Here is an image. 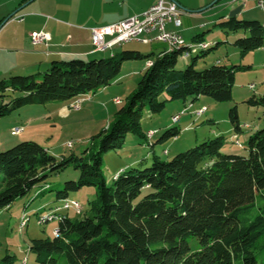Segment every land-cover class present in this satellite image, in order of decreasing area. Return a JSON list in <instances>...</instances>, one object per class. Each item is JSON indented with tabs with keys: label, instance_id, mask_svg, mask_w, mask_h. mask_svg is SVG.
I'll use <instances>...</instances> for the list:
<instances>
[{
	"label": "trees",
	"instance_id": "16d2710c",
	"mask_svg": "<svg viewBox=\"0 0 264 264\" xmlns=\"http://www.w3.org/2000/svg\"><path fill=\"white\" fill-rule=\"evenodd\" d=\"M7 19L0 25L11 18ZM218 26L247 36L234 43L241 57L264 48V24L257 20L228 18ZM207 50L208 44L198 37L173 51L165 47L160 55L123 51L120 57L52 62L44 73L0 79L1 119L25 106L71 103L102 91L119 78L124 61L153 63L147 65L136 91L113 123L95 137L93 148L81 157L57 158L34 141L0 151V210L11 208L37 187L41 190L35 192L32 202L48 197L72 200L70 194L83 187L96 189V198L89 202L90 216L73 220L68 213H58L64 206L49 213L57 215L51 221H59L54 231L58 234L30 241L29 251L37 264H260L259 254L264 252V120L262 128L247 141V156L224 153L225 138L217 136L170 161L153 153L151 165L141 163L118 172L113 186L103 175V156L123 149L128 135L149 141L154 138L156 130L146 135L142 131L145 112L162 113L167 102L177 100H183L186 113L200 97L219 103L233 100L236 74L247 68L217 64L198 71L199 56L192 57ZM186 51L190 54L184 59ZM181 60L188 65L185 69L178 68ZM163 95L167 96L164 101ZM189 98L193 100L187 106ZM249 104L264 109V94ZM174 117V124L180 122H174ZM230 121L238 136L242 126L236 107L230 112ZM179 134L174 128L158 143ZM70 167L79 171L78 181L62 187L47 184L50 176ZM74 211L82 213V209ZM40 213L39 218H45ZM16 261L17 257L9 254L0 258V264Z\"/></svg>",
	"mask_w": 264,
	"mask_h": 264
},
{
	"label": "rangeland",
	"instance_id": "374dc122",
	"mask_svg": "<svg viewBox=\"0 0 264 264\" xmlns=\"http://www.w3.org/2000/svg\"><path fill=\"white\" fill-rule=\"evenodd\" d=\"M38 2L42 1L36 0L30 6L37 7V4H40ZM237 4L240 3L237 2ZM251 7L254 10L245 16L239 15L238 20H257L263 24L264 12L257 8L255 3H250L245 12ZM207 35L216 36L215 43L207 51H198L197 55H193V59L199 56L195 66L196 70H205L217 64L247 68L236 74L233 100L219 103L208 97H200L193 103L189 113H186V105L183 100H177L167 102L162 113L145 112L142 131L145 135L153 130H156L157 133L150 141L147 138H139L130 134L123 149L109 152L103 156V175L109 186L114 185L113 176L118 172L138 167L141 163L143 166L151 165L153 153L164 161H170L178 153L185 152L217 136L225 138L224 153L248 155L247 141L251 135L262 128L264 120V109L249 104L252 98H258L264 94V48L241 57L239 49L234 43L238 39L247 37L242 31L234 33L216 28ZM217 42L218 46L215 48ZM128 48L132 49L130 51H137L142 55L151 53L149 47L132 42L124 49L118 46L102 56L109 58L111 53H115L117 57H120L123 50ZM193 59H190L188 63H192ZM89 61L92 59L85 60V62ZM51 65L52 61H49L39 67H32L29 72L15 71L5 79L15 75L26 76L44 73ZM187 66L181 60L178 68L185 69ZM145 69V60L124 61L119 78L102 91L78 97L71 103H52L45 106L29 105L13 111L10 115L0 119V151L9 150L25 141H34L49 149L57 158L72 154L81 157L86 151L93 148L97 141L95 137L113 123L116 113L136 91ZM166 98L167 96L163 95L161 100L164 101ZM116 100H119V103ZM192 100L189 98L186 101L187 106ZM77 102H79V109L71 108V105ZM235 107L242 126V132L238 136L230 121V112ZM200 111L205 112L201 117L197 115ZM181 113L180 122L174 124L172 118ZM19 127L23 129V132L13 136L11 132ZM174 128L180 130L178 137H171L165 142L158 143L167 131ZM152 145H154V149H152ZM79 177V171L70 167L60 175L50 176L46 182L51 186L62 187L66 182L78 181ZM38 189L41 190V187H37ZM35 191L15 201L11 208L0 210V258L9 254L17 257L16 264H37L36 256L29 251L30 241L54 236L59 221L54 220L41 225L39 224L40 215L37 213L41 211L42 207H45L40 214L46 217L55 209L63 207L64 203L53 197L37 199L32 202L36 197ZM95 198L96 189L94 187H83L80 191L70 194V199L81 204L82 213L77 214L73 209H61L58 213L63 215L68 213L73 220H82L84 217L90 216L89 202ZM28 204L31 206L28 207ZM195 241V239L191 241L193 249L196 247ZM259 262L264 264V252L259 254Z\"/></svg>",
	"mask_w": 264,
	"mask_h": 264
},
{
	"label": "crops",
	"instance_id": "0c3cea01",
	"mask_svg": "<svg viewBox=\"0 0 264 264\" xmlns=\"http://www.w3.org/2000/svg\"><path fill=\"white\" fill-rule=\"evenodd\" d=\"M38 1L42 2H38L40 4H37V7L32 8L29 3L20 10L25 4L24 0H0V22L5 18H11L0 28V79L7 78L15 71L29 72L32 67H39L49 61L100 59L102 54L118 46L104 52L96 51L91 40V28L112 25L140 15L158 0ZM173 1L182 11L181 26L177 27L170 23L167 26L168 30L179 33L185 44L194 43L198 37H202L208 48L215 43L216 36L210 37L207 33L219 28L221 22L228 20L230 9L239 5L225 8L224 4L229 0ZM249 4L243 7L240 16H245L254 10L251 7L245 12ZM39 31L48 34L47 46L32 44L30 34ZM131 43L120 47L124 49ZM142 45L149 47L151 53L155 55L162 54L166 47L159 42ZM130 50L132 49L128 48L123 51ZM115 55L111 53L110 56ZM39 191L40 189L36 190V194ZM43 208L45 209L42 207L41 211Z\"/></svg>",
	"mask_w": 264,
	"mask_h": 264
},
{
	"label": "built area",
	"instance_id": "2783aa9c",
	"mask_svg": "<svg viewBox=\"0 0 264 264\" xmlns=\"http://www.w3.org/2000/svg\"><path fill=\"white\" fill-rule=\"evenodd\" d=\"M237 2L241 3L243 6L248 3H255L256 7L264 12V0H237ZM181 14L182 11L175 1L158 0L140 15L126 18L112 25L91 28L92 44L94 49L98 52H104L115 46H122L130 42L142 44L159 42L167 47L169 44H173L176 41H182V37L179 33L170 31L167 28L170 23L180 27ZM30 39L34 46H47L49 36L44 31L32 32L30 34ZM149 63L150 61L146 63V67ZM116 102L119 103V100H116ZM71 107H79V102L73 103ZM179 120L180 118L173 119L174 122ZM22 132L23 129L22 131L11 133L13 136H17ZM151 134L152 132L149 133V136H151ZM237 144L240 145L238 142ZM69 206L77 205L76 202H70ZM57 234L58 231L54 232V235Z\"/></svg>",
	"mask_w": 264,
	"mask_h": 264
},
{
	"label": "bare ground",
	"instance_id": "6f19581e",
	"mask_svg": "<svg viewBox=\"0 0 264 264\" xmlns=\"http://www.w3.org/2000/svg\"><path fill=\"white\" fill-rule=\"evenodd\" d=\"M183 43H184V41H183V39H182V41H176V42H174L173 44H169L168 46H167V48H168V50H170V51H173V50H175V49H179L182 45H183ZM200 47H203V48H205L206 46L205 45H199ZM190 47V49H191V51L194 49H192L191 47H193V46H189ZM189 54L190 53H188L187 51H186V53L184 54V59H187L188 58V56H189ZM153 65V63L150 61V63H149V65L148 66H152ZM71 108H73V109H76V110H78L79 109V107H71ZM202 113H204V111H200V112H198L197 113V115H201ZM180 117L179 116H176V117H174V119H179ZM176 122H178V121H176ZM15 131H22V128L21 127H19V128H15V129H13V131L12 132H15ZM152 134H153V132H152ZM151 134V135H152ZM64 202V209H74V210H76L78 213L81 211V209H82V207H81V204L79 203V202H77V201H75V200H66V201H63ZM70 202H76V205L77 206H69V204H70ZM78 208H79V211H78ZM57 218V215L55 214V213H52V214H49L48 216H46L45 218H41L40 219V221H39V224H41V223H44V222H47V220H49V221H51V220H53V219H56ZM23 222H24V220H23ZM25 226H26V224H25Z\"/></svg>",
	"mask_w": 264,
	"mask_h": 264
},
{
	"label": "water",
	"instance_id": "95a60500",
	"mask_svg": "<svg viewBox=\"0 0 264 264\" xmlns=\"http://www.w3.org/2000/svg\"><path fill=\"white\" fill-rule=\"evenodd\" d=\"M32 1H34V0H29L28 2H26V3L20 8V10H21L22 8H24L26 5H28L29 3H31ZM217 1H218V0H217ZM236 4H237V0H229V1L225 2L224 6H225V8H228V7L231 8V6H234V5H236ZM243 7H244V6H243L242 4H239L237 7H235V8H231L230 11H229L228 18H237L238 15L241 14V12H242V10H243ZM8 19H9V18H8ZM8 19H7V20H8ZM5 22H6V20H5ZM1 26H2V24L0 25V28H1Z\"/></svg>",
	"mask_w": 264,
	"mask_h": 264
}]
</instances>
